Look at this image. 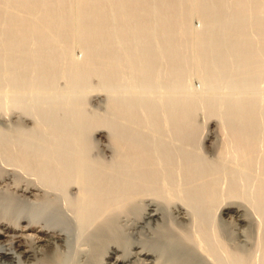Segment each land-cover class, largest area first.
Returning <instances> with one entry per match:
<instances>
[{"label": "bare ground", "instance_id": "1", "mask_svg": "<svg viewBox=\"0 0 264 264\" xmlns=\"http://www.w3.org/2000/svg\"><path fill=\"white\" fill-rule=\"evenodd\" d=\"M250 8L264 1L0 0V115L37 120L0 125V264H264V19L248 24ZM184 45L206 86L235 69L242 98L225 105L213 159L174 94ZM60 76L70 91H115L112 119L57 96Z\"/></svg>", "mask_w": 264, "mask_h": 264}, {"label": "rangeland", "instance_id": "2", "mask_svg": "<svg viewBox=\"0 0 264 264\" xmlns=\"http://www.w3.org/2000/svg\"><path fill=\"white\" fill-rule=\"evenodd\" d=\"M262 1H264V0H262ZM227 2L229 4L231 2V0H230V2H229V0L228 1L226 0V3ZM193 9H194V7H191V8L188 7L187 10H186V13L188 15V16H186L187 20H188V27H190V29H194L196 31H199V30L202 31L204 29V25L205 24L203 25V23L201 22L202 20L199 19L200 15L197 13V10H195V9L193 10ZM251 10L252 9L250 8V10H248V12H246V18L245 19H246V22L248 24L254 23L256 21V19H257L256 17L259 18V15H260V18L264 19V17H263L264 16V12H262L263 14L260 12V14H258V16H257V15H255V13H253L254 11H251ZM228 12H229V10H228ZM35 13L36 14H34V16H38L40 14L39 12H35ZM229 14H230V12H229ZM254 16H255V18H254ZM2 20H4V19H2ZM2 25L4 26L3 22L1 23V26H0L1 28L3 27ZM251 27H252L251 25H248L247 33H248V35H250V38L252 37V40L254 41V43L256 42V39L258 38L257 39L258 42L256 43L258 45L259 41L261 40V39L259 40V37H261V35L257 34L256 31H254L255 30L254 27H252V28ZM177 31H178L177 37L178 38L182 37L180 40L183 41L184 37L182 36V34L180 32V29H177ZM227 31L230 33L231 32V28L228 27ZM254 33H256V34H254ZM71 50H72L71 52H72L74 57L75 56L77 58L81 57L82 54H80L81 52L79 51L80 49L78 48L76 42H73L71 44ZM73 52L75 53V55H74ZM190 52H191L190 48H187L184 45L182 50H181V54H182L181 58L182 59L184 58L186 60L185 61L186 63L184 62L185 65L182 67V70L179 71L177 73V75H176V78H175L176 82H177V78L179 79L180 82L178 81L179 85H177V87L179 86V88H176V90L174 89V91L176 92V93L174 92V94H176V96L179 98V100L181 102L183 101L182 104H184L188 108L187 109L188 111L191 108L190 120H191L192 127L193 128L196 127L194 132H195V134L197 135V138H198V143H199L198 146H199L200 155L203 154L202 156L204 158H206V159H213L216 156V147H217V145H219L221 143V141L224 139L222 137V136H224V135H222L223 134L222 132H224V130H225V129H223L225 127L224 126L225 125V118H224V114H223L225 105L227 104V102L231 103L233 101L241 100L242 97L239 94L236 95L235 90L233 89L234 86H232V84H233L232 82H234L233 81L234 80V76L233 75L235 73V69H234V72H233V68H234L233 65H232L233 63L229 64L230 66L228 65L227 71H225L223 73V75L219 74L220 76L219 75H218L219 77L217 76L218 77L217 81L213 84V86H211V84H209L210 86H206V84L204 83L203 79H204L205 74H207L208 72L206 73L205 70L202 71L200 68L196 67V65L193 63V60H191V56H190L191 53ZM262 56H263V59H264V54ZM262 56H261V59H262ZM261 63H262V66L264 68V60H263V62L261 60ZM162 67H163V69H162V71H163L164 70V66H162ZM263 71H261V72H263ZM163 72H165V70ZM261 74H262V76L260 78L263 79V80L258 78V81H257L259 83V84L257 83L258 84L257 86L260 87V88L263 87V84H264V82H263L264 81V72L261 73ZM179 75H180V78H179ZM88 80H89L88 81V85L91 86V87L93 85L94 88L99 83V78L96 75L90 76L88 78ZM54 81L55 82H53V84H54V86L56 88V92L57 93L59 92L57 94V96H60V94L63 93L64 97H65V95L66 96L68 95V97H67L68 99L65 97L66 100H69V98H71L70 96H72V95H73L72 97H77L78 96L77 98H81L82 101L84 99V102H83L84 103L83 104V112H84V114H86V115L88 114V116H92L93 115V116L99 117L100 119H103V117L107 118V120L112 119L113 114L108 109V104H109L110 99L113 96L117 95V93L114 94L115 91H113V90H110V91L109 90H106V91L105 90H100V91L96 90V91H94L93 90L91 92L90 91L89 92H87V91L83 92L82 90L77 89V88H76V90H78V91H76V90L70 91L71 89L67 90L69 88H67L68 87V82L66 80V77L60 76V77L55 78ZM212 87H214V89ZM184 89H186L187 92ZM64 90H66V91H64ZM207 90H209V91L211 90V92H209ZM68 91H70V93ZM158 91H159L158 93L160 95H161V93H162V95L167 93V89L166 90L162 89V90H158ZM230 91H234V92L232 93ZM156 92H157V90H156ZM84 93H86V94H84ZM118 93H120V92H118ZM158 93H155V91H154L153 95H157L158 96L159 95ZM30 95L31 96H29V97H32V91H31ZM239 97H240V99H239ZM236 99H238V100H236ZM185 100H187V101H185ZM188 100H189V103H188ZM185 102H187V104ZM85 108H86V110H85ZM218 108H220V109H218ZM214 109H216V112L214 111ZM0 113H1V111H0ZM89 113H90V115H89ZM8 115H10V116L2 115L3 116L2 117L0 115V125L2 124L1 126H4L3 129H5V128L6 129H12L17 124H20V123L23 124V122H25L24 123L25 125L29 126V124L31 125V122H34V120H35V117L32 118V119L29 118V119H24L23 120V115H22V113H19V110H13V112L9 113ZM98 115H100V116H98ZM7 118H8V120H7ZM193 119H194V121H193ZM18 121H19V123H18ZM35 121H37V120H35ZM194 123H195V125H194ZM222 124H223L224 127H221ZM1 126H0V128H1ZM221 129H223V131H220ZM197 130H198L199 134L197 133ZM210 130L213 131L212 139L214 140L213 144L215 145V149H213V150H208V148L207 149L204 148L203 147L204 146V140H203V138H201V136L203 137ZM100 134L103 135L101 140L105 139V141L103 143L109 142V145L111 147L112 143L110 142V139H111L110 132L107 129L103 128L100 131ZM92 136H95V133L94 134L92 133ZM96 137H98V135ZM221 138H222V140H221ZM202 144H203V146H202ZM95 151H96V149H95ZM208 151H209V154H208ZM205 152H207V153H205ZM110 153H113V152H112V149L109 148V151L107 149V150L103 151V154H102V152L99 151V156L102 159L104 158L105 160H107V159L109 160L112 157V156L109 155ZM212 155H213V158L211 157ZM103 156H106L107 158H105ZM3 199H5V201L8 202L6 200V198H3V197L0 198V200H3ZM173 226H174L173 228H174L175 233H179V232L181 233V231H183L177 225L176 226L173 225ZM176 228L178 229L177 231H176ZM194 264H204V263H202L201 261H196V262H194Z\"/></svg>", "mask_w": 264, "mask_h": 264}]
</instances>
